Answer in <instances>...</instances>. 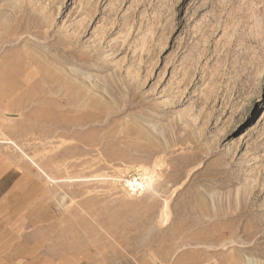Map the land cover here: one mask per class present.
<instances>
[{
    "label": "rangeland",
    "instance_id": "obj_1",
    "mask_svg": "<svg viewBox=\"0 0 264 264\" xmlns=\"http://www.w3.org/2000/svg\"><path fill=\"white\" fill-rule=\"evenodd\" d=\"M0 264H264V0H0Z\"/></svg>",
    "mask_w": 264,
    "mask_h": 264
},
{
    "label": "bare ground",
    "instance_id": "obj_2",
    "mask_svg": "<svg viewBox=\"0 0 264 264\" xmlns=\"http://www.w3.org/2000/svg\"><path fill=\"white\" fill-rule=\"evenodd\" d=\"M149 174V173H148ZM141 175V174H140ZM145 176H148V175H146L145 174ZM144 177L141 179V181H139V180H137V179H135V178H133L132 180H125V182L126 183H128V185L130 186V187H132L133 189L135 188V187H141L142 185H144L143 183H144ZM145 179H146V177H145ZM148 179V178H147ZM143 180V181H142ZM149 181V180H148ZM146 183V182H145ZM146 185V184H145ZM137 187V188H138Z\"/></svg>",
    "mask_w": 264,
    "mask_h": 264
}]
</instances>
